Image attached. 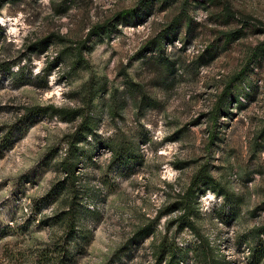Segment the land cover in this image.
Here are the masks:
<instances>
[{
    "label": "rangeland",
    "instance_id": "1",
    "mask_svg": "<svg viewBox=\"0 0 264 264\" xmlns=\"http://www.w3.org/2000/svg\"><path fill=\"white\" fill-rule=\"evenodd\" d=\"M48 105L97 122L74 237L59 163L82 116L20 120ZM202 168L215 184L179 231ZM165 235L181 264H264V0H0V264H157Z\"/></svg>",
    "mask_w": 264,
    "mask_h": 264
},
{
    "label": "trees",
    "instance_id": "2",
    "mask_svg": "<svg viewBox=\"0 0 264 264\" xmlns=\"http://www.w3.org/2000/svg\"><path fill=\"white\" fill-rule=\"evenodd\" d=\"M104 28L96 27L91 31V35H98L100 31H104ZM47 47V46H46ZM44 47L43 49H45ZM13 64L9 62H4L1 64L3 68V75H13L14 72L11 70ZM99 93L96 91L91 96V100ZM63 111H66L68 116L72 115L74 117L82 116V120L77 128L76 132L66 136L67 152L65 157L61 159L59 163V169L64 174V182L66 186L70 187L68 191V198L71 197V204L67 210L61 215V223H64L69 230L68 236L74 237L75 235H80L78 228V201H79V190L77 189V172L80 163V144L88 136L93 135L97 127V122L94 121L91 114H84L82 110H61L55 105L48 106H34L26 109V113L20 120H26L28 115L33 117L41 115H61ZM114 158H119V153L113 151ZM215 184L214 178L208 173L205 168H202L193 178L191 184L187 191L179 198L175 211H180V216L175 220L178 223L179 231L186 228L195 230V223L192 222L195 213L198 211L197 207L199 205V199L202 194H204L208 189H211ZM211 187V188H210ZM168 212L167 210L161 211L157 220L161 219ZM140 237H146L151 234V230L148 228H142L138 232ZM67 236V237H68ZM199 241V246L195 248L194 253H198L199 249H202L201 255L203 259L208 263L212 259L213 249L209 242L206 241L200 235L197 236ZM183 250L180 249L179 245L176 243L175 238L165 235L155 246L154 257L157 264H181L183 263Z\"/></svg>",
    "mask_w": 264,
    "mask_h": 264
}]
</instances>
